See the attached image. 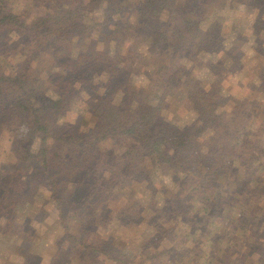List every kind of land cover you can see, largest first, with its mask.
<instances>
[{"label":"rangeland","instance_id":"374dc122","mask_svg":"<svg viewBox=\"0 0 264 264\" xmlns=\"http://www.w3.org/2000/svg\"><path fill=\"white\" fill-rule=\"evenodd\" d=\"M5 1L15 12L28 10L34 16L44 10L43 0ZM141 2L143 0H109L105 8L100 5L95 9L94 17L85 20L91 27L89 33L84 36L76 33L63 41L56 37L53 43L49 42L48 36L35 55H31L30 45L27 46L26 34L7 23L0 30L3 69L25 72L33 78L36 89L32 96L36 105L57 99L62 93L57 80L68 76L74 69L70 67L71 59L91 46H95L94 55L108 40V34L116 24L130 29L126 22L130 25L137 22V8ZM200 13L197 20H186L173 34L172 48L176 45L178 48V42L184 37H187V47L195 40L194 32L198 26L208 29L203 37L206 44L196 47L197 58L187 62L189 76L181 77L180 82L174 84L176 86L170 87L165 75L167 67L179 63L182 56L170 49L161 53L145 40L142 43L138 39L136 56L129 58L128 64L126 60L120 62L119 66H127L128 83L136 88L132 105L143 102L135 119L137 126L150 124L168 139L185 138L191 145L210 152L216 141L230 148L229 139L218 135L209 124L198 133L190 131L208 123L220 108L219 103L224 102V107L229 108L235 102L232 117L251 115L250 130L264 131V81L256 76L264 65V0H227L225 6L216 12ZM31 15H25L29 22ZM168 16L164 9L157 20L149 22L155 26ZM140 32L137 35L141 37L143 33ZM90 78L96 86L95 97L90 100L88 92L82 94L79 91V95L69 98V107L61 116L63 124L76 125L75 118L89 111L78 132V137L85 134L84 139L86 133H90L91 114H96L98 109L108 113L109 104L119 102L124 94L121 83L114 84L117 87L114 91L106 88V74L93 72ZM151 82L156 84L154 90ZM73 86L76 89L81 86L77 78ZM142 89L148 92V96L142 95ZM221 94L226 96L225 101ZM2 133L0 169L9 171L11 162L17 160L28 173L23 177L27 180L23 184L24 195L15 193L3 201L0 193V264H237L234 260L238 258V250L251 251L240 260V264H264L259 243L254 242L257 249H252L251 244L256 239L255 232L262 233L264 226L263 221L259 228H255L258 219L254 220L260 215L257 206H264V164L261 163L264 156L260 162L237 165L229 174L225 171L228 175L216 178L211 186H199V193L204 197L202 202L213 196L219 187L226 196L241 192L243 198H235L224 209L231 220L220 219L211 210L209 215L180 212L174 216L167 211L161 212L159 208L180 184L184 185L183 197L191 199L195 208L201 203L199 195L193 196L196 200L191 194L186 196L188 184H195L194 179L183 182V178L175 175V170L161 160V155L172 146L170 142H159L154 150L153 146L149 148L131 139L129 145L126 139L102 138L99 131H95L90 135L91 140L95 135L100 140L96 141L97 148L90 146L89 151V158L96 153L98 159L94 162L87 159L85 152L74 150L77 140L67 143L56 138L51 152H48L51 170L47 171L41 162H33L23 152L26 146L32 153L39 148V137L29 122ZM14 138L23 144L19 140L17 144ZM210 138L213 139L212 145ZM263 141L262 138L260 143L264 144ZM246 148L236 149L233 153L247 154ZM37 159L42 156L38 154ZM87 161L93 163L89 167L92 173L89 176L81 171ZM258 165L261 169L257 168ZM58 172L65 178L60 191L54 194L53 182ZM224 177L228 178L225 183ZM254 178L261 180L258 187H255ZM246 181L252 182L248 187L243 185L240 188L238 183ZM47 183V186L42 185ZM76 189H81L82 193H75ZM241 213L251 214L250 234L244 227L235 226L238 223L235 217ZM259 236L264 240V234Z\"/></svg>","mask_w":264,"mask_h":264},{"label":"trees","instance_id":"16d2710c","mask_svg":"<svg viewBox=\"0 0 264 264\" xmlns=\"http://www.w3.org/2000/svg\"><path fill=\"white\" fill-rule=\"evenodd\" d=\"M108 1L109 0H43L44 10L37 12L33 16L29 14L28 10H18V12H15L5 0H0V30L6 27L7 23H11L12 26L20 28L28 37L27 46L29 47L30 45L29 49L32 53L31 55H35L39 53L42 44L46 42L45 40L48 36H50L49 42L53 43L56 37L63 41L71 36H75L76 33L83 36L89 33L91 27L88 26L89 24L85 20L90 16L94 17L96 13L95 9L100 7V5H103L105 8V6L108 5ZM226 2L227 0H143L137 8V22L131 25L126 22L128 26H131L128 30L125 27L120 28V25L116 24L114 29L112 28L109 32L108 40L102 48H99L94 53V55L93 51L95 46H91L85 51H79L78 56L71 59V64L75 65L70 64V67L72 66L74 69L68 73V76H61L57 80L62 92L61 96L57 99H48L47 102L38 105L34 103V97L32 96L35 88L33 78L26 75L25 72L16 70L5 71L0 62V143L3 130L12 131V129L18 128L29 122L33 128L34 134H37L39 137V148L36 153H32L26 146L23 152L29 155L31 159H33V162H41L43 168L49 171L51 168L48 162L50 161L48 152L52 150V142L53 139L56 138H62L66 140L67 143L71 142L73 139L77 140L78 143L74 150L82 153L85 152L88 156L87 159L94 162H96L98 158L96 157V153H93L95 155L89 158L91 152L90 146L91 148H97L96 145L98 143L96 141L100 140L99 136L102 138L126 139L127 143H129L128 141L131 139V141L137 144L140 142L139 144L147 145L149 148L153 146L154 150L159 142H170L172 146L169 148L168 152L161 155V160H165L169 167L175 170V175H180V177L183 178V182L186 180L192 181L194 179L193 181L195 184H188L189 187L187 189L189 193H187L186 196L191 194L192 198L196 200L193 196L199 195L200 200L198 201H200L201 206L195 208V204L191 199L189 200L183 197L184 187L182 186L184 185L180 184V186L172 192L171 196L164 200L159 210H161V212L167 211L166 213H172L174 216L178 215L180 212H192V215H209V211L211 210L218 218L231 220L232 217L229 216L227 218L224 209L226 206L228 207L230 205L229 203L235 198L239 199L241 196L243 198L240 191L236 194L226 196L223 190L218 186L219 188L217 189L219 190H216L213 196L206 197L205 201L202 202L204 197L199 193L200 189L198 188L200 185L204 187L205 185H213L216 178L222 177V175L227 176L231 171L236 170L237 165L239 166L241 163L247 165L250 162H260L264 156V144L260 143L261 139H264V131L260 132L255 129L253 131L250 130V126L252 125V121H250L251 115L233 118L231 109L234 108L235 102L229 108L224 107V102L219 103L220 108L214 112L208 123L202 124L190 131V133L193 131V133H198L206 129L209 124L216 130L218 135L229 139L230 148H226V144H218L217 141L212 145L213 139L210 138L213 150L210 148L209 152L205 151V148L201 150L200 146L191 145V143L186 142L185 138L168 139L164 137V135L158 134V132L154 130L155 128L152 129L150 124L139 127L135 123V119L142 109L143 102L139 103L137 106L132 105L131 99L136 88L128 83L126 77L128 70L127 66H125V64L119 66L120 62L126 60V64H128V59H133V57L136 56L134 54L136 52V41L140 39L143 43L145 40V42H148L149 46H152V48L155 46L161 53H166L165 51L170 49L172 53L182 56V60L179 63L167 67L169 69L165 75L170 87L179 83L181 77L189 76L190 66L187 65V62L197 58L194 52L196 47H203L206 44L203 37L208 33V29L207 27L203 28L198 26L194 32L196 34L195 40L187 47L185 42L187 37H184L178 42V48L177 45L176 48H172L171 43L175 40L173 34L180 29L181 24L186 22V20H197L201 16L200 12H202V15L216 12L221 7H224ZM86 8L89 10L86 11ZM164 9L169 13L168 18L157 23L155 26L150 24L149 21L153 19L157 20ZM25 15L26 17L31 15V22L26 20ZM138 31L143 33L141 37L137 35ZM121 48L123 49V53ZM32 50H36L37 52L34 53ZM93 72L107 75L106 88L110 91L117 89L115 85L119 83L123 84L122 89L124 90V94L122 100L117 103L111 102L109 104L110 110L108 113L98 109L96 114H91L93 120L90 119V121H92L89 130L90 133H86V139H84L83 136L85 134L78 137V132L81 130V122L86 120V116L84 115L88 114L89 111L86 110L85 114H82V112L75 118V120H77L76 125L69 123L63 124L61 116L69 107V98L79 95V91H82V94H87L88 92V95H90L88 98L90 100L92 97H95L96 86H93L90 78ZM256 76H260L258 78L264 81V65L261 66ZM76 78L81 85L77 89L73 86ZM113 86H115V88ZM151 87L152 90H154L156 84L151 82ZM89 89H91V92H89ZM142 91V95L148 96V92L145 91V89H142ZM221 96L224 95L221 94ZM225 98L226 96H224L222 100L225 101L227 99ZM243 101L244 100L241 102ZM95 131H99V136L95 135V139H93L95 141H93L90 135ZM255 131H257V133ZM87 136H89V139ZM13 140L17 144H19V141L23 144L18 138H14ZM26 141H29V136H26ZM249 144L254 147L251 148V146H248ZM246 146H248V148H246ZM244 148L248 149L249 152H247V154L242 153L241 155L240 152V154L237 155L233 153L236 149L243 150ZM19 152L18 150V155ZM99 152L100 150L98 148V154ZM111 152H113V149ZM38 154L42 156V159H37ZM90 161H87L86 164H84L85 167L81 168V171L87 173L88 176L92 174L89 167H91L93 163ZM11 163L12 164L9 165L10 169L8 168L9 171L3 170L2 172V169H0V193L1 195L3 194V201L15 193H18L19 196L25 194L23 184L25 182L27 183V180L23 177L26 176L28 172L23 170L22 165H18L17 160ZM261 163L264 164V161ZM257 168L261 169L260 165H258ZM34 171H36V168H34ZM225 171H228L227 175H225ZM254 171L255 170L251 172ZM58 173L59 174L56 175L54 179L55 182H53L54 194L60 191L59 187H62V179L65 178V176H62L61 172ZM222 180H224L225 183L228 181V178L224 177ZM91 181L92 179L90 182ZM253 181L256 185L255 187L260 185V178H254ZM251 182L252 181H246L238 183V185L240 188L243 185L246 188ZM42 185L47 186L48 183ZM236 188L237 186H235V189ZM185 191L186 189L184 193ZM78 192L82 193V190L80 189L79 191V189H76L75 193ZM229 198L230 201L228 202ZM258 208L260 209V212H258L260 215L258 217L256 215L254 220L258 219L259 224L257 221L255 228H259L264 221V206H257V210ZM105 210L106 209H104V211ZM235 218L238 222L235 226L240 225L244 227L247 232L252 229L249 223L251 222V214L242 215L241 213ZM261 231L262 233L259 231L255 232L256 239L253 240L251 244L252 249H257V246H254V242H256V244L259 243L258 247L261 252L260 254H262V258H264V240H261V236H259L260 234H264V226L261 228ZM250 233L251 232L247 234ZM247 245L249 244L247 243ZM250 252L238 250V258H235L234 261L240 264V260L248 256ZM176 254L177 252L175 255Z\"/></svg>","mask_w":264,"mask_h":264}]
</instances>
